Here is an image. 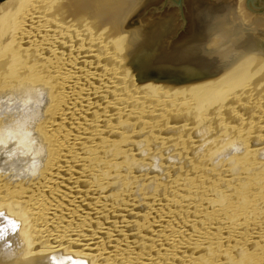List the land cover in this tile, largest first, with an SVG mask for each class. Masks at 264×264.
I'll return each instance as SVG.
<instances>
[{
	"label": "bare ground",
	"instance_id": "6f19581e",
	"mask_svg": "<svg viewBox=\"0 0 264 264\" xmlns=\"http://www.w3.org/2000/svg\"><path fill=\"white\" fill-rule=\"evenodd\" d=\"M43 1L0 2V264H264V63L130 85Z\"/></svg>",
	"mask_w": 264,
	"mask_h": 264
},
{
	"label": "water",
	"instance_id": "95a60500",
	"mask_svg": "<svg viewBox=\"0 0 264 264\" xmlns=\"http://www.w3.org/2000/svg\"><path fill=\"white\" fill-rule=\"evenodd\" d=\"M3 0H0V2ZM76 22L113 34L135 86L203 84L242 61L264 63V0H44Z\"/></svg>",
	"mask_w": 264,
	"mask_h": 264
},
{
	"label": "rangeland",
	"instance_id": "374dc122",
	"mask_svg": "<svg viewBox=\"0 0 264 264\" xmlns=\"http://www.w3.org/2000/svg\"><path fill=\"white\" fill-rule=\"evenodd\" d=\"M124 64H125V62L123 61V65H124ZM123 65H122V68H123ZM122 68H121L120 71L123 73V72H125V69H122ZM123 74H125V73H123ZM125 76H127V79H129V78H128L129 73H126ZM129 80H130V79H129ZM143 85H147V83H144ZM148 86H150V85H148ZM140 87H143V86L141 85ZM159 87H161V86H159ZM143 88H145V87H143ZM6 112H9V109H7ZM141 138H143V137L140 136L138 139L141 141ZM142 140H143V139H142ZM133 146H134V145H133ZM133 146H132V147H133ZM129 149H130V148H129ZM146 149H147V147H146ZM149 150L151 151L152 149L148 147V151H147V150H145V151L150 153ZM130 151H132L131 154L133 153V155H135V154L140 155V154H139L140 152H137V151H135V150H130ZM134 151H135V153H134ZM152 151H153V150H152ZM151 153H152V152H151ZM151 153H150V154H151ZM152 154H153V153H152ZM143 156H145V154H144ZM143 156L140 155L139 158H140V157L143 158ZM163 159H164V158H163ZM163 159H161V160H163ZM147 160H148V159H147ZM164 160H165V159H164ZM144 161H145V160H144ZM145 163H146V162H145ZM149 163H150V161H148V163H146V165H148ZM150 164H151V163H150ZM150 164H149L148 166H150ZM146 165H145V166H146ZM162 165H163V167H164V163H163V161H162V163H161V166H162ZM148 166H146V167L149 169L150 167H148ZM163 167H162V168H163ZM173 167H174V166H173ZM163 169H164V168H163ZM119 175H120V174H119ZM157 179H158V178H157ZM121 184H125V182L123 181Z\"/></svg>",
	"mask_w": 264,
	"mask_h": 264
}]
</instances>
